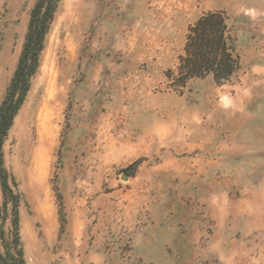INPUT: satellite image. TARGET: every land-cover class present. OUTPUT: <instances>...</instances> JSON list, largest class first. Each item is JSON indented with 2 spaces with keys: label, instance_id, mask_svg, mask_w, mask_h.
I'll return each mask as SVG.
<instances>
[{
  "label": "rangeland",
  "instance_id": "obj_1",
  "mask_svg": "<svg viewBox=\"0 0 264 264\" xmlns=\"http://www.w3.org/2000/svg\"><path fill=\"white\" fill-rule=\"evenodd\" d=\"M36 1L0 0V105ZM211 12L238 70L173 84ZM1 154L4 256L16 236L24 264H87L103 237L143 264L131 236L161 219L194 238L190 264H264V0H58Z\"/></svg>",
  "mask_w": 264,
  "mask_h": 264
},
{
  "label": "trees",
  "instance_id": "obj_2",
  "mask_svg": "<svg viewBox=\"0 0 264 264\" xmlns=\"http://www.w3.org/2000/svg\"><path fill=\"white\" fill-rule=\"evenodd\" d=\"M58 0H37L31 12L25 41L7 95L0 105V184L3 191L10 192L2 169V145L13 118L29 88V79L38 66L45 35L52 20ZM226 18L220 12L201 16L188 28L184 55L179 57L177 78L173 84L184 86L187 80L210 76L214 83L228 82L238 70L237 56L226 34ZM170 78V73L167 75ZM14 229H17L15 211ZM13 254L0 253V264H24L19 242L12 239Z\"/></svg>",
  "mask_w": 264,
  "mask_h": 264
},
{
  "label": "crops",
  "instance_id": "obj_3",
  "mask_svg": "<svg viewBox=\"0 0 264 264\" xmlns=\"http://www.w3.org/2000/svg\"><path fill=\"white\" fill-rule=\"evenodd\" d=\"M136 228L133 222L119 223L117 233ZM128 253L143 264H190L195 253L194 238L181 233L178 222H148L132 234ZM106 239L99 237L87 253V264H126L121 260V248H106Z\"/></svg>",
  "mask_w": 264,
  "mask_h": 264
},
{
  "label": "clouds",
  "instance_id": "obj_4",
  "mask_svg": "<svg viewBox=\"0 0 264 264\" xmlns=\"http://www.w3.org/2000/svg\"><path fill=\"white\" fill-rule=\"evenodd\" d=\"M221 104H222V106H224V107H227V105H226V104H224V103H223V101H221Z\"/></svg>",
  "mask_w": 264,
  "mask_h": 264
},
{
  "label": "water",
  "instance_id": "obj_5",
  "mask_svg": "<svg viewBox=\"0 0 264 264\" xmlns=\"http://www.w3.org/2000/svg\"><path fill=\"white\" fill-rule=\"evenodd\" d=\"M125 178H127V176H126V175H123V176H122V179H125Z\"/></svg>",
  "mask_w": 264,
  "mask_h": 264
}]
</instances>
